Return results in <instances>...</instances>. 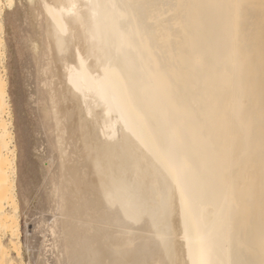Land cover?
Returning <instances> with one entry per match:
<instances>
[{"label": "bare ground", "instance_id": "1", "mask_svg": "<svg viewBox=\"0 0 264 264\" xmlns=\"http://www.w3.org/2000/svg\"><path fill=\"white\" fill-rule=\"evenodd\" d=\"M43 1L55 137L79 144L60 149L56 186L69 264H264V0ZM13 3L0 0V264L22 258Z\"/></svg>", "mask_w": 264, "mask_h": 264}, {"label": "rangeland", "instance_id": "2", "mask_svg": "<svg viewBox=\"0 0 264 264\" xmlns=\"http://www.w3.org/2000/svg\"><path fill=\"white\" fill-rule=\"evenodd\" d=\"M3 1L7 3V0ZM43 3V0H14V6L4 7L5 52L3 50L2 52L6 54L5 66L12 108L14 133L12 144L14 148H12L16 153L13 152L16 161L15 189H17V203L20 208L22 244V258H16L17 254L12 252L15 257L14 264H69L73 260L71 255L74 238L68 237L66 232L68 230L66 227L70 226L67 219L59 216L61 198L59 197L58 201L60 193H57V188L61 181V166L65 161L60 159L62 157L59 151L63 147L69 153L67 150L69 147L65 149V146L71 144L70 152H73L79 144L77 145L76 140L72 139L71 143L68 141V145L62 146L57 138L60 135L56 127V109L50 98L51 92L48 90L50 89L48 80L50 79L51 82V75L50 65L47 64H50L52 49L48 39L50 34L49 32V35L46 34L48 27H45L48 23L44 19L46 13ZM65 123L68 129L69 124ZM56 144H60L61 147L60 145L57 147ZM75 152L76 150L72 154L74 155ZM73 160L78 164L77 157ZM75 162L71 160V163ZM77 164L72 166L76 165L77 168ZM72 219L70 221H73ZM53 225H56L57 231ZM3 239L4 243L10 246V237L5 235ZM53 244L57 245L53 246L54 249Z\"/></svg>", "mask_w": 264, "mask_h": 264}]
</instances>
